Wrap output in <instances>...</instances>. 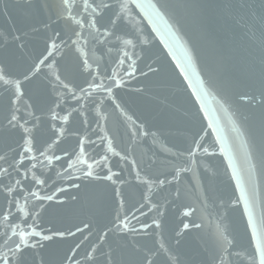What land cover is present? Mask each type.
Returning a JSON list of instances; mask_svg holds the SVG:
<instances>
[{"label":"snow or ice","instance_id":"6c2138e0","mask_svg":"<svg viewBox=\"0 0 264 264\" xmlns=\"http://www.w3.org/2000/svg\"><path fill=\"white\" fill-rule=\"evenodd\" d=\"M25 3L33 6V0ZM36 7L47 15V21L42 28L33 25L32 31L51 30V35L44 51L30 62L20 63L15 55L17 49L24 48L27 33L0 32V264H159L162 254L164 264H181L163 242L155 250L138 243L140 233L147 234L153 225L159 229L161 224L158 219L151 224L141 222L136 213L147 215L143 211L147 207L163 216V206L153 202L154 190L171 189V203L185 197L190 201L180 205L184 219L177 225L175 244L180 245L191 229H202L208 206L219 211L225 207L224 201L210 196L202 184L191 192L179 185L199 168V155H214L216 146L225 161V174H230L239 193L229 203L233 208L242 204L246 217L247 248L241 264H264V218L258 219L255 212L257 174L264 177V138L259 145L250 143L244 138L243 125L234 124L239 145L226 143L217 127L218 119L209 116L205 81L196 71L192 53L185 50L179 59L175 55L180 38L173 31L166 7L153 0H37ZM247 8L252 23L249 31L255 36L259 30L264 46V4L260 12L252 5ZM130 19L136 20L131 30L126 23ZM145 21L177 61L176 67L192 88L211 133L201 127L189 147L169 152L167 164L161 166L152 160L148 168H141L135 159L129 160L126 151L117 149L100 121L106 119L103 112L107 104L121 109L116 90L125 88L138 71L145 78L160 71L152 64L147 65V71L138 67L141 56L137 48L149 42L143 35ZM57 24L62 25L61 31L53 28ZM97 48L106 49L109 60L95 57ZM66 50L72 51L74 58L62 63ZM239 99L264 108V79L258 94L244 93ZM90 110L95 112L92 120L88 118ZM136 127L134 135H149L143 124ZM210 135L215 137L212 145L206 140ZM114 158L122 162L119 170L112 166ZM151 169H156L155 173ZM125 171L146 190L139 207L133 205L134 211L126 209L122 186L129 181ZM62 180L73 181L71 187L77 190L84 182L109 184L118 205L114 217L99 221L95 232L92 224L83 220L66 224L62 211L65 200L58 196L66 192L59 186ZM78 234L83 238L77 239ZM110 237H119L123 243L113 248L107 243ZM69 240L71 243L63 247ZM237 243L236 234L217 224L212 264H234L241 251Z\"/></svg>","mask_w":264,"mask_h":264},{"label":"water","instance_id":"95a60500","mask_svg":"<svg viewBox=\"0 0 264 264\" xmlns=\"http://www.w3.org/2000/svg\"><path fill=\"white\" fill-rule=\"evenodd\" d=\"M40 3L43 0H39ZM166 7L173 24V31L180 38V47L174 49L179 59L184 51L192 53L194 66L201 79L205 81V104L209 116L218 119L217 127L227 144L238 147L233 125H243L244 138L250 143L259 145L264 138V108L252 106L239 99L241 94H258L261 80L264 79V46L261 45L259 30L255 36L249 31L252 23L247 17V6L252 5L257 12L261 11L264 0H153ZM37 0L29 7L25 0H0V32L14 30L20 34L27 33L24 38V48L15 52L18 62H30L32 58L44 51L48 32H33L32 26L42 28L47 21V15L36 7ZM195 5L196 7H191ZM244 5V7H241ZM128 29L134 28L136 20L126 21ZM247 25V26H246ZM144 37L149 41L139 45V69L147 71V65L159 67L156 74L149 73L147 78L139 71L136 77L128 82L125 88L116 90L117 102L121 109L111 103L105 106L103 115L106 119L100 123L105 132L113 139L118 150L127 152L129 160L135 159L141 168H148L149 162L156 160L161 166L167 164L166 157L170 151L183 150L191 145L192 137L201 127L207 129L208 120L203 112L199 111V104L192 95V88L183 79L177 61L168 54V49L161 42V37L151 31V26L145 21L142 25ZM57 31L62 25H53ZM14 47V46H13ZM91 47V46H90ZM93 55L92 52L89 53ZM115 49L111 54L115 56ZM95 57L109 60L106 49L97 48ZM74 58L72 51L64 52V61L67 63ZM57 59H60L57 56ZM196 84V80H193ZM143 88V92L135 89ZM227 109V111H225ZM95 112L90 110L89 119L92 120ZM131 117V119H129ZM143 124L149 135L137 132V125ZM95 127V124L93 125ZM211 133V129H207ZM154 133V135H153ZM95 139V137H93ZM215 137L206 138L212 145ZM99 151V149H97ZM114 158L112 166L119 170L122 162L117 163ZM127 168V166H124ZM161 170H166L161 167ZM155 173L156 169H151ZM198 174V175H197ZM128 184L122 186L126 198V209L134 211L133 205L139 207L143 202L141 194L145 192L143 186H138L134 176L124 173ZM189 180L193 181L192 186ZM73 181L62 180L59 186L66 189L65 193L58 194L65 200L66 224L77 223L81 220L90 222L93 232L97 230L99 221H106L114 217L118 210L112 187L106 182H84L79 190L71 187ZM79 183V181H75ZM257 198L255 212L257 218H264V177L257 174ZM203 186L213 198L224 201L225 207L219 211L208 206L204 213L202 229H191L180 245L175 244V231L181 219L182 203L190 202L186 197L171 203L173 196L171 189L154 190L153 202L161 204L163 216H157L156 211L140 216L141 222L151 224L153 219L160 221L161 227L153 225L147 234L140 233L136 239L140 245H147L154 250L163 242L179 257L181 264H212V239L217 224L228 232L237 235V248L240 257L234 264H241L245 259L244 248H247V235L244 232L246 217L243 215V205L233 208L230 200L236 199L239 193L235 191V183L230 174H225V161L219 154L218 146L214 155H199V168L182 179V189L191 192L193 187ZM86 185V186H85ZM77 199L73 200L72 197ZM185 222H188L185 220ZM200 223V220H196ZM133 224L137 222L132 221ZM82 226V225H81ZM137 227L139 225L137 224ZM87 235V232H85ZM79 234L77 239H82ZM71 240L63 247H67ZM113 248H118L123 241L119 237H110L107 242ZM119 250V249H118ZM127 255V252L124 253ZM163 254L159 257V264H164ZM246 264V261H245Z\"/></svg>","mask_w":264,"mask_h":264}]
</instances>
